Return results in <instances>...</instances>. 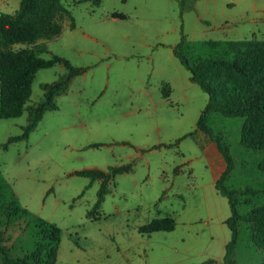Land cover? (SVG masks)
<instances>
[{"label":"rangeland","instance_id":"rangeland-1","mask_svg":"<svg viewBox=\"0 0 264 264\" xmlns=\"http://www.w3.org/2000/svg\"><path fill=\"white\" fill-rule=\"evenodd\" d=\"M254 2L190 0L182 9L180 0H101L99 5L61 0L70 15H63L59 35L10 46L20 51L42 44L41 57L59 55L84 68L56 97L58 109L46 111L28 139L3 147L10 136L22 133L29 109L16 118H0V173L5 180L0 191L61 228L56 264L157 261L164 242L153 252H140L146 235L139 228L165 216L177 226L163 234L181 252L167 263L203 259L198 249L209 240V226L203 221L192 226L201 230L196 239L186 234L183 221L205 219L221 204L227 215L231 209L215 187L208 135L197 129L208 95L190 80L173 47L183 35L191 41L264 40V12L255 10ZM19 6L20 0H0L4 13L15 14ZM65 72L60 63L39 69L26 107L43 101V85ZM207 123L235 160L225 185L248 189L238 195L240 213L264 204V152L241 144L243 118L210 113ZM126 164L131 170L114 177L99 215L89 218L101 181L74 172ZM28 220L8 219L0 211L4 243L14 256L32 248L35 237ZM239 230L238 264H261L264 252L252 241L249 223L240 221Z\"/></svg>","mask_w":264,"mask_h":264},{"label":"trees","instance_id":"trees-1","mask_svg":"<svg viewBox=\"0 0 264 264\" xmlns=\"http://www.w3.org/2000/svg\"><path fill=\"white\" fill-rule=\"evenodd\" d=\"M99 5L101 0H90ZM190 0H180L181 8ZM70 12L63 7L61 0H20L15 14L0 12V118H16L29 109L27 124L22 133L12 135L3 144L26 140L36 128L46 111L58 109L56 97L64 93L71 80L84 72V68L74 65L69 59L59 55L41 57L45 47L39 46L15 51L10 46L19 43L34 44L42 37H53L62 31L64 14ZM74 24L72 23V26ZM173 54L190 73V80L208 95V101L198 121L197 129L203 131L213 141L222 154L226 167L215 181V187L230 204L231 215L226 224L231 230V239L226 245L223 261L217 264H238L237 243L239 222L249 223L251 239L264 252V204L256 205L247 213L239 211V194L248 189L228 188L225 180L235 168V160L223 140L214 134L207 119L210 113L226 117L243 118L240 142L247 148L264 152V40L261 39H207L188 40L184 35L173 47ZM63 64L66 72L54 82L45 83L44 100L33 107H26L32 94V86L39 69ZM165 93V91H164ZM168 96V93H165ZM93 144L92 146H99ZM264 169V157L261 162ZM131 164L112 167L108 171L83 169L74 174L101 181L97 200L87 212V216L97 217L107 193L108 186L117 174L129 172ZM5 180L0 173V183ZM7 199V200H6ZM8 219L28 217L34 230L32 248L22 256H14L11 248L4 243L0 229V258L3 264H56L61 243V228L42 217L35 216L19 199L7 196L0 191V211ZM175 219L171 216L152 219L139 228L140 233L172 231ZM208 259L193 264H211ZM264 264V259L261 262Z\"/></svg>","mask_w":264,"mask_h":264},{"label":"crops","instance_id":"crops-1","mask_svg":"<svg viewBox=\"0 0 264 264\" xmlns=\"http://www.w3.org/2000/svg\"><path fill=\"white\" fill-rule=\"evenodd\" d=\"M1 1L11 2L12 0H1ZM255 1L256 3L254 2L255 5L254 9L261 10L262 12H264V4L261 3V0H255ZM227 40H237V39H227ZM206 146H207L208 154L212 158V172L214 174V182H215L224 171L226 167V162L222 154L219 152L216 144L213 141H211L210 138ZM217 192L220 194L218 190ZM221 205L222 207L221 206H215L214 208L212 207L215 210V213L211 216L206 217L205 219L196 217V218L185 219L183 221V225L186 226V234L195 237L196 239L197 237H199V232H201V230L199 228L192 226L198 225L200 221H203L205 225L209 226V234L207 236L209 239L207 241L208 243L204 242L203 247H201V245L200 248L198 247L199 248L198 255L200 256V258L203 259H200V261L198 260L189 264L204 262L208 259H213L216 261L211 264H217V262L223 261L226 252V245L231 239V230L226 224V220L231 214L227 215L225 206L223 204ZM176 224L177 223L175 222V228L177 226ZM212 224H215L216 226L215 225L212 226ZM226 229H228L229 232ZM172 231H164V233H170ZM142 234L146 235L145 236L146 239L139 247L140 252L142 250L144 251L149 250L153 252L156 250L157 248L156 246L160 240H162L164 243H163V247L161 248L162 254L158 257L159 260L152 261L150 257H145L142 259L140 264H168L167 260L171 259L173 256L178 257V255L181 254L176 244L167 243V241L170 238L169 234H163V231H157L150 234H146V233H142ZM237 258H238V250H237ZM185 262L186 261H184L183 263Z\"/></svg>","mask_w":264,"mask_h":264}]
</instances>
